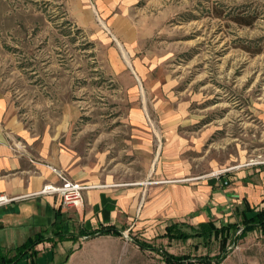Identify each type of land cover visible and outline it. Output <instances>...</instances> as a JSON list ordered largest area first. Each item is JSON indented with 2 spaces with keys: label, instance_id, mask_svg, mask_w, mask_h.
Here are the masks:
<instances>
[{
  "label": "rangeland",
  "instance_id": "rangeland-1",
  "mask_svg": "<svg viewBox=\"0 0 264 264\" xmlns=\"http://www.w3.org/2000/svg\"><path fill=\"white\" fill-rule=\"evenodd\" d=\"M80 4L0 0V90L20 120L34 132L60 133L83 162L118 181H150L151 164L162 162L150 157L171 150L191 178L224 176L232 184L240 173L244 183L264 189V0H121L145 74L164 84L161 93L145 96L139 83L138 97L110 61L113 45L130 65L126 46L98 15L97 30H86ZM146 102L166 105L179 133L169 141L158 134L151 152L130 122V108ZM163 114L155 108L146 117L160 122ZM141 219L140 213L131 219L114 256L88 264H170L133 237L188 254L191 264L224 252L216 239L170 241L162 236L163 218L136 226ZM68 252L59 264H68ZM221 264H264V233L228 242Z\"/></svg>",
  "mask_w": 264,
  "mask_h": 264
},
{
  "label": "crops",
  "instance_id": "crops-1",
  "mask_svg": "<svg viewBox=\"0 0 264 264\" xmlns=\"http://www.w3.org/2000/svg\"><path fill=\"white\" fill-rule=\"evenodd\" d=\"M120 1L80 0L78 21L86 26V30L96 31L95 15H98L124 43L132 59L130 65L120 60L113 45L109 48L110 61L120 78L127 82L131 95L139 96V83L145 96L161 93L164 84L156 83L144 72L143 62L135 51L136 29L130 16L119 9ZM155 108L164 113L160 122L146 117V112ZM168 113L170 109L161 103H138L130 108V122L140 146L149 152L158 134L168 141L179 134L174 130L177 127L175 120H170ZM61 136L51 131H32L20 120L8 97L0 90V193L27 195L40 191L46 183H58L60 178L54 168L74 181L91 185L84 191V205L79 208L62 209L61 198L52 194L29 196L0 206V253L14 256L24 243L40 232L52 237L36 244L37 252H27L16 264H59L66 249H69L68 264L78 258L86 264L99 258L110 259L118 251L124 230L137 213L142 219L136 226L139 223L152 225L163 218L162 236L170 240L166 232L173 223L197 226L214 221L221 226L239 220L247 204L256 209L263 207V187L247 185L240 173H236L237 180L232 184L224 176L220 180L191 178L188 176L191 168L181 162L183 157L166 150L150 157L154 160L161 157L162 161L159 165L151 164L147 174L152 178L150 181H120V177L118 181L116 175L105 174L83 162L68 139L63 140ZM192 180L197 181L190 183ZM108 225L122 230V235H86ZM55 227L64 233L62 237L54 234Z\"/></svg>",
  "mask_w": 264,
  "mask_h": 264
},
{
  "label": "trees",
  "instance_id": "trees-1",
  "mask_svg": "<svg viewBox=\"0 0 264 264\" xmlns=\"http://www.w3.org/2000/svg\"><path fill=\"white\" fill-rule=\"evenodd\" d=\"M251 213V214H248ZM238 230H241L238 233ZM254 230H261L264 233V207L256 209L255 207H246L240 213V219L234 222H229L225 225L218 226L214 221L202 222L195 226L187 223H173L167 227L166 236L170 240L178 239L187 241L190 238H198L204 242H208L212 239L220 241V246L224 250L223 253L216 255L215 257L202 256L199 259L201 264H221V262L227 256L228 242H237L238 238L246 236L249 232ZM56 236L62 237L64 233L59 231L57 227L53 229ZM48 232V231H47ZM113 233L116 235H122V230L118 229L114 225L102 226L97 230H93L86 235L94 236L99 234ZM52 237L46 236L44 232H40L34 238H30L20 250L14 256H7L0 253V264H16L27 252H37L34 247L36 244L51 239ZM136 244L144 249H156L149 243L134 238ZM166 257V261L170 264H191L192 257L188 254L174 255L168 251L162 250Z\"/></svg>",
  "mask_w": 264,
  "mask_h": 264
},
{
  "label": "built area",
  "instance_id": "built-area-1",
  "mask_svg": "<svg viewBox=\"0 0 264 264\" xmlns=\"http://www.w3.org/2000/svg\"><path fill=\"white\" fill-rule=\"evenodd\" d=\"M54 171L60 178L58 183H46L43 188L35 193L19 196H9L0 193V206L6 205L14 200L23 199L29 196L39 194L58 195L61 198V208H79L84 205V191L91 187L89 184L80 183L67 177L61 170L54 168ZM241 230H238V233Z\"/></svg>",
  "mask_w": 264,
  "mask_h": 264
}]
</instances>
